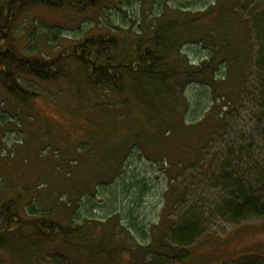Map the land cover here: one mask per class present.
I'll list each match as a JSON object with an SVG mask.
<instances>
[{"label":"rangeland","instance_id":"obj_1","mask_svg":"<svg viewBox=\"0 0 264 264\" xmlns=\"http://www.w3.org/2000/svg\"><path fill=\"white\" fill-rule=\"evenodd\" d=\"M215 1L99 0L82 13L34 6L16 15L5 30L4 45L47 59L98 34L117 36L128 45L165 14L191 18ZM263 6L244 0L237 9L251 17L259 16ZM233 16L241 18L238 12ZM245 23L238 19L236 34L249 47L232 50L238 58L236 84L246 80L244 70L254 62L263 35L255 28L253 38L242 40ZM182 50L194 63L209 52L191 39L184 40ZM66 70L55 82L25 75V86L39 93L28 105L0 84V205L21 195L23 206L54 208L62 218L74 210L87 231L85 245L99 250L74 251L58 240L38 241L32 251L21 253L28 264H235L249 255L264 257V216L235 224L221 211L228 197L224 176L238 170L234 177H239L255 165L264 168V115L254 80L259 70L252 73L238 105L227 109L221 103L212 115L196 108L205 86L181 84L173 121L185 131H174L172 145L165 140L174 133L172 121L160 129V139L157 134L152 138L129 96L108 95L93 86L74 62ZM146 103L152 105L150 99ZM219 113L224 121H218ZM214 127L217 134L210 133ZM196 148L210 170L190 163L188 154ZM168 153L183 155V165L165 160L162 154ZM192 224L195 234L187 241L183 234ZM167 245L184 249L189 257L180 262Z\"/></svg>","mask_w":264,"mask_h":264},{"label":"trees","instance_id":"obj_2","mask_svg":"<svg viewBox=\"0 0 264 264\" xmlns=\"http://www.w3.org/2000/svg\"><path fill=\"white\" fill-rule=\"evenodd\" d=\"M237 2L242 5L244 0ZM237 2L215 1L208 10L199 11L191 18H180L176 14L172 19L171 14H165L158 19V25L128 45L117 36L98 34L65 48L64 52L52 59H47L28 56L4 45L7 43L5 30L10 27L16 15L34 6L48 9L69 8L82 13L95 7L99 0H0V84L21 103L28 105L39 93L25 86L22 81L25 75L41 82H55L66 76L68 64L74 62L85 70L93 86L103 88L108 95L129 96L133 110L138 112L136 116H140L149 125L152 138L156 134L159 138L160 129L171 121L174 125L170 128L172 132L185 131L182 123L173 121L174 114H178L176 103L180 100L181 84L187 81L202 83L205 87L196 108L204 109L212 115L221 103L227 109L238 105L239 97L248 91L249 78L254 71L259 70L260 74L254 80L260 86L255 91L262 103L260 113L264 115V6L261 7L259 16L245 17L242 9H237ZM255 2L261 5L264 0ZM235 12L241 18H234ZM238 19L247 22L244 24L246 33L242 40L247 36L248 40L251 39L250 36L253 38L255 28L259 34H263L257 56L254 55L253 58L254 62L244 70L247 81L240 84H236L234 78L238 58L232 50L236 47L248 48L249 42L241 41L236 34ZM189 39L209 50L197 63L187 61V54L182 50L184 40ZM149 99L151 106L146 105V100ZM208 117L209 114L199 122L207 120ZM216 117L218 121L226 119L223 113ZM216 128L210 133L217 134L219 131ZM175 132L165 139L171 141V145L176 143ZM130 134L135 136L136 133L129 132L127 135ZM177 143L180 144L179 141ZM135 146L140 150L139 146ZM199 151V148L193 149L188 157L197 170L206 172L210 169L200 160ZM162 155H166L165 160L168 159L171 164L176 162L175 165H180L179 167L183 165V155ZM237 171L224 176L228 183L225 185L228 197L221 206L222 214L235 224L251 217L264 216V168L255 165L247 173L244 170L245 173L241 172V176L234 177L238 175ZM21 198V195H16L0 205V264H28L30 259L24 260L21 253L32 251L38 241L58 240L74 251L77 248H86L90 252L99 250L85 245L87 231L85 226L80 225L82 222L77 219L74 210L68 217L62 218L61 213L54 208L37 207L33 203L23 206ZM66 207L69 209L72 206L66 202ZM191 226L183 234L187 241L195 234L196 225ZM106 247L102 248L103 252L108 251ZM167 248L180 262L189 257L184 249H176L171 245H167ZM114 256L112 254V259ZM235 264H264V257L249 255Z\"/></svg>","mask_w":264,"mask_h":264}]
</instances>
